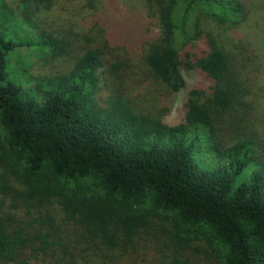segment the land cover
<instances>
[{"label": "trees", "instance_id": "16d2710c", "mask_svg": "<svg viewBox=\"0 0 264 264\" xmlns=\"http://www.w3.org/2000/svg\"><path fill=\"white\" fill-rule=\"evenodd\" d=\"M53 4L80 21L58 30ZM263 6L0 0V264L94 263L147 232L176 249L162 264H188L189 250L264 264V115L247 101L264 74ZM21 47L49 69L15 80ZM193 73L204 87L189 88ZM125 75L163 89V107L185 93L179 121L138 111Z\"/></svg>", "mask_w": 264, "mask_h": 264}, {"label": "rangeland", "instance_id": "374dc122", "mask_svg": "<svg viewBox=\"0 0 264 264\" xmlns=\"http://www.w3.org/2000/svg\"><path fill=\"white\" fill-rule=\"evenodd\" d=\"M7 3H11V0H6ZM52 6L51 10L48 12L50 15V19L53 21V24L56 28H66L65 24L67 20L71 22L78 23L80 21V16L78 17L77 10L67 11L63 9L59 5ZM264 7V6H263ZM58 24V25H57ZM59 30V29H58ZM30 35H32L30 33ZM29 49L27 48H17L16 51L10 54V59L12 58L13 69L16 72L11 70L10 74L15 78H19V72L17 70H21L23 67L26 72L31 75H36L37 73L42 71H47L49 69V65L47 67L44 61H37L36 58L29 53ZM30 65H27L29 64ZM26 67V68H25ZM11 69V67H10ZM124 76V75H123ZM187 84L189 88L193 87H204L205 81L202 79L200 75L197 73L189 74L186 76ZM123 92L128 100L132 102L135 108L140 112H154L156 114H162L163 121L174 124L179 121L178 118V109L182 100L184 99L185 93L179 94L176 97L173 104L167 107L161 106L156 100V97H160L166 95L163 89H160L156 86V84L152 86L146 87H138L131 83V81L126 77H124L123 81ZM251 89H250V97H247V101L252 105V117L264 115V74L257 75L254 77V80L251 79ZM250 98V99H249ZM167 108V109H166ZM255 109L258 110L255 113ZM167 110V112L165 111ZM157 111V112H156ZM163 111V112H162ZM262 112V113H261ZM262 115V116H263ZM259 119V117L257 118ZM72 228V229H71ZM70 226H63L64 234L70 244L69 249L67 250V254L75 252L73 251L76 240L73 232L76 230L75 228ZM72 232V233H71ZM71 233V234H70ZM123 246L117 248V251H104L102 254H99L100 258L97 259L94 263H90L84 261L82 262L81 257L76 258V264H162L167 263L172 256H176V249L171 244L168 243V240L162 235H157L154 232H147L143 234L139 239L137 238L132 246L126 247V249H122ZM65 254L63 256V260L68 256ZM185 259L188 261V264H204V262H200V255L196 253L195 250H189L184 252ZM69 260L63 261L64 264H68ZM87 262V263H86ZM47 264H53L52 259L49 258Z\"/></svg>", "mask_w": 264, "mask_h": 264}]
</instances>
